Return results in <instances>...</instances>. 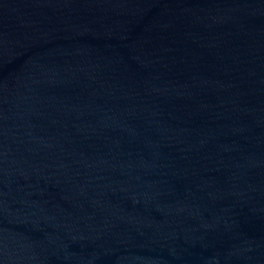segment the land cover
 Listing matches in <instances>:
<instances>
[{
	"label": "water",
	"instance_id": "obj_1",
	"mask_svg": "<svg viewBox=\"0 0 264 264\" xmlns=\"http://www.w3.org/2000/svg\"><path fill=\"white\" fill-rule=\"evenodd\" d=\"M0 264H264V0H0Z\"/></svg>",
	"mask_w": 264,
	"mask_h": 264
}]
</instances>
